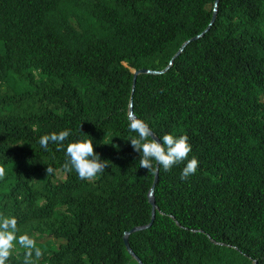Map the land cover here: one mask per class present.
I'll return each mask as SVG.
<instances>
[{"label":"trees","instance_id":"obj_1","mask_svg":"<svg viewBox=\"0 0 264 264\" xmlns=\"http://www.w3.org/2000/svg\"><path fill=\"white\" fill-rule=\"evenodd\" d=\"M215 1L0 0V219L36 240L13 239L5 264H137L124 234L150 220L154 172L128 141L133 70L167 67ZM133 104L199 161L184 180L183 162L159 168L156 219L129 239L141 262L264 264V0H220ZM83 138L108 161L89 180L65 168Z\"/></svg>","mask_w":264,"mask_h":264},{"label":"clouds","instance_id":"obj_2","mask_svg":"<svg viewBox=\"0 0 264 264\" xmlns=\"http://www.w3.org/2000/svg\"><path fill=\"white\" fill-rule=\"evenodd\" d=\"M190 45H188L187 47H189ZM134 71L136 70H133V76ZM135 90L136 86L133 90L132 85L131 100L128 108V120L129 109L131 103H133V96ZM134 116L136 117V119L131 121L129 120L127 124L128 130L132 133V136L130 137V139H128V141L130 142L133 151L139 154V167L147 169V172L151 171L155 173L158 168H163L164 171H169L174 165H178L183 162L184 166L180 172L181 180H184L196 173L199 161L195 156H192L190 159L188 158L189 153L192 151V146L189 143L188 137L186 135H175L172 133H165L158 137L153 132V129L150 127L149 123L145 122L142 119H139L135 115V113ZM69 135L70 130L65 129L59 132H54L41 136L39 138L38 143L41 148L47 150L49 142L55 143L58 146H62L63 142L69 137ZM153 136L155 138H153ZM65 156L67 158L65 162V168H70L71 170H74L78 178L82 180H89L95 178L98 174H101L108 166V161L102 160L99 154L94 152L93 141L91 138H83L67 144L65 148ZM52 171V168H47V173H51ZM2 174L3 170L0 169V175ZM16 225L17 222L14 217L0 219V264H5V260L8 256V249L11 247V242L13 241V239H16L21 246L27 249H32L34 247V242H36V240L33 237L29 235H21L19 237L15 236ZM31 254V252L26 253L25 264H28L27 257ZM40 255V250L35 249V256L39 257Z\"/></svg>","mask_w":264,"mask_h":264},{"label":"water","instance_id":"obj_3","mask_svg":"<svg viewBox=\"0 0 264 264\" xmlns=\"http://www.w3.org/2000/svg\"><path fill=\"white\" fill-rule=\"evenodd\" d=\"M219 2H220V0H216L215 1L214 14H213L211 23L209 24V28L204 33H202L201 35H199V36H197V37H195V38H193L191 40L186 41L182 45L181 49L179 51H177V53L172 57V59L169 62L167 67H165L161 71H153V70H148V69H140V70L134 71L133 90L135 89L137 79H138V77L140 75H144V74L145 75H162V74H164L170 68V66L173 63V61L184 52V50L186 49V47L188 45H190L191 43H193L195 41L201 40L203 37H205L207 35V33L210 31V29L212 28V26L216 22V18H217V14H218ZM134 119H136V117L134 116V113H133V103H131L130 109H129V120L131 121V120H134ZM153 138H155V137L153 136ZM158 176H159V168L154 173L152 186H151V188L149 190V193L147 195L148 203L151 206V218H150L149 223L147 225L134 227L132 230L126 232L125 235H124V244L126 246V249L129 252V254L132 256V258L137 262V264H144V263H142L141 260L135 255V253H134V251H133V249H132V247L130 245L129 238H130V235L134 234L135 232H139V231L148 229L150 226L153 225V223H154V221L156 219V213H157V210H158V206H157V203H155L154 190H155V187H156V184H157V181H158Z\"/></svg>","mask_w":264,"mask_h":264}]
</instances>
